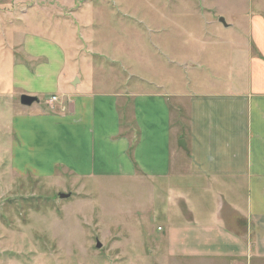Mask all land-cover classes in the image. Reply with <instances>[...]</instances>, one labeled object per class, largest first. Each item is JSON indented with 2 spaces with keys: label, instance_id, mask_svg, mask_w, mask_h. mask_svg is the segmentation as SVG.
Here are the masks:
<instances>
[{
  "label": "crops",
  "instance_id": "0c3cea01",
  "mask_svg": "<svg viewBox=\"0 0 264 264\" xmlns=\"http://www.w3.org/2000/svg\"><path fill=\"white\" fill-rule=\"evenodd\" d=\"M248 11L222 27L207 23L219 38H198L188 46L201 54L178 61L161 53V27L154 61L168 74L147 84L129 74L110 81L115 73L103 67L91 78L77 68L91 54L74 57L67 76L62 47L31 38L30 56L48 62L21 67L14 82L39 98L32 106L49 92L44 104L58 101L16 120L15 159L40 177L61 166L79 178L150 186L152 226L184 264H264V18ZM182 107L185 131L176 133Z\"/></svg>",
  "mask_w": 264,
  "mask_h": 264
},
{
  "label": "rangeland",
  "instance_id": "374dc122",
  "mask_svg": "<svg viewBox=\"0 0 264 264\" xmlns=\"http://www.w3.org/2000/svg\"><path fill=\"white\" fill-rule=\"evenodd\" d=\"M263 6L264 0H0V264H184L168 256L162 235L152 226L150 186L79 178L61 166L40 177L17 162L16 120L38 108L51 112L52 104H44L51 92L33 109L20 102L27 92L18 88L14 74L48 62L30 56L32 40L52 39L62 47L67 76L74 57L91 54L93 61L77 66L91 78L103 67L114 71L110 81L124 83L129 74L132 82L134 75L147 84L167 73L154 61L161 27L166 28L160 36L167 49L160 51L178 61L201 54L188 46L198 38H219L205 28L207 23L222 27L220 17L234 23L250 8L264 18ZM182 109L174 113L176 133L186 125Z\"/></svg>",
  "mask_w": 264,
  "mask_h": 264
},
{
  "label": "water",
  "instance_id": "95a60500",
  "mask_svg": "<svg viewBox=\"0 0 264 264\" xmlns=\"http://www.w3.org/2000/svg\"><path fill=\"white\" fill-rule=\"evenodd\" d=\"M220 22L223 24V25H226V23H225V20L223 19V18H221L220 19ZM79 83V80L78 79H76L75 81H74V83H73V85L75 86V85H77ZM21 101V104L23 105V106H32L34 103H39V98L38 97H36V96H31V95H26V94H23L22 96H21V99H20ZM182 147H184L185 148V144L184 145H182ZM70 195H66V194H60V197L61 198H66V197H69ZM98 247H100V244H98Z\"/></svg>",
  "mask_w": 264,
  "mask_h": 264
},
{
  "label": "built area",
  "instance_id": "2783aa9c",
  "mask_svg": "<svg viewBox=\"0 0 264 264\" xmlns=\"http://www.w3.org/2000/svg\"><path fill=\"white\" fill-rule=\"evenodd\" d=\"M50 101H51L52 103H55V102L58 101V98H57L56 96H53V97L50 99Z\"/></svg>",
  "mask_w": 264,
  "mask_h": 264
}]
</instances>
